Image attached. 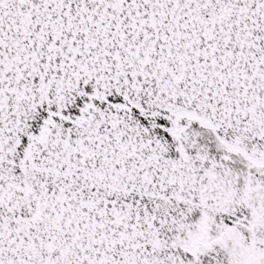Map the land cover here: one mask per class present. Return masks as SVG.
I'll list each match as a JSON object with an SVG mask.
<instances>
[{
    "label": "snow or ice",
    "instance_id": "obj_1",
    "mask_svg": "<svg viewBox=\"0 0 264 264\" xmlns=\"http://www.w3.org/2000/svg\"><path fill=\"white\" fill-rule=\"evenodd\" d=\"M0 264H264V0H0Z\"/></svg>",
    "mask_w": 264,
    "mask_h": 264
}]
</instances>
